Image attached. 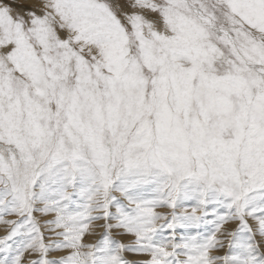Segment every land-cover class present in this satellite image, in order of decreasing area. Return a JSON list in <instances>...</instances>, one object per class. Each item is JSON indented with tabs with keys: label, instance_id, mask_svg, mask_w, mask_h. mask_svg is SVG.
<instances>
[{
	"label": "snow or ice",
	"instance_id": "snow-or-ice-1",
	"mask_svg": "<svg viewBox=\"0 0 264 264\" xmlns=\"http://www.w3.org/2000/svg\"><path fill=\"white\" fill-rule=\"evenodd\" d=\"M0 224V264H264V0H0Z\"/></svg>",
	"mask_w": 264,
	"mask_h": 264
},
{
	"label": "rangeland",
	"instance_id": "rangeland-1",
	"mask_svg": "<svg viewBox=\"0 0 264 264\" xmlns=\"http://www.w3.org/2000/svg\"><path fill=\"white\" fill-rule=\"evenodd\" d=\"M157 211H168L167 209H157ZM15 217H5V219H14ZM103 221H98V222H94L93 224V230L95 232V235H90V234H86L85 235V242H89V243H95L103 234V229L102 228H99V224H102ZM234 227V225H233ZM6 230H7V226L6 225H3V224H0V236H3L6 234ZM131 238H126L124 241L125 243H127ZM227 244V242H225V245ZM226 248V249H225ZM225 248L222 250V253H226L227 252V246H225ZM130 253H126L125 256H126V259H128L129 261L131 260H134V259H140L141 257H136V258H133L131 259L130 256H129ZM58 255V254H57ZM26 257H27V254H26Z\"/></svg>",
	"mask_w": 264,
	"mask_h": 264
},
{
	"label": "bare ground",
	"instance_id": "bare-ground-1",
	"mask_svg": "<svg viewBox=\"0 0 264 264\" xmlns=\"http://www.w3.org/2000/svg\"><path fill=\"white\" fill-rule=\"evenodd\" d=\"M100 228V227H99ZM125 242V241H124ZM227 246V244L225 245ZM226 249V248H225ZM128 254V253H127ZM130 258L133 259V258H136L137 256H134L132 253L129 254ZM139 258V257H138Z\"/></svg>",
	"mask_w": 264,
	"mask_h": 264
}]
</instances>
